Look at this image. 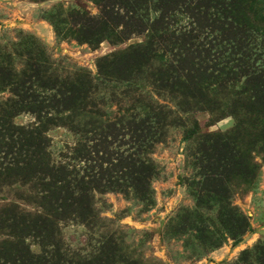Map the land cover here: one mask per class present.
Segmentation results:
<instances>
[{
    "label": "rangeland",
    "instance_id": "rangeland-1",
    "mask_svg": "<svg viewBox=\"0 0 264 264\" xmlns=\"http://www.w3.org/2000/svg\"><path fill=\"white\" fill-rule=\"evenodd\" d=\"M133 3L0 0V264H264V0Z\"/></svg>",
    "mask_w": 264,
    "mask_h": 264
},
{
    "label": "trees",
    "instance_id": "trees-1",
    "mask_svg": "<svg viewBox=\"0 0 264 264\" xmlns=\"http://www.w3.org/2000/svg\"><path fill=\"white\" fill-rule=\"evenodd\" d=\"M146 1L147 0H134V3L132 4V6L129 8L128 11H129L130 16H131L130 17V20L131 21L136 20V19L139 20L140 23L139 24L137 23L138 26H139V29L141 28V30H146V33L149 34V28L147 26H145V24L143 23V19L145 18V16H143V13H140L139 12V10L141 9V8H139L140 6H137L136 7V5H135V4H139V3H146ZM231 3H232V5H234V2L231 1ZM141 6H143V5H141ZM207 6L209 7V6H212V5L207 4ZM227 7H228V4H227ZM228 8H224V12H222L221 10L215 8V12H212L210 14L213 15L214 17H219L221 19H225V20L227 19V20H229V19L233 18L232 17V14H231V11H233V9L232 8H229L228 9ZM107 12L111 14L113 11L112 10H108ZM137 24H133V25H137ZM131 25H132V23H131ZM242 53H243V58H242V60H243L244 57H247V51L246 52H242ZM220 74H224V71L222 73H220ZM222 83H223V80H222ZM227 91H228L227 92L228 95H233V94L234 95H237L236 91L233 89V86H230ZM38 110H39V107H38ZM231 113L232 114H236L235 111L234 112L231 111ZM46 147H47V145L45 146V149H44V146L42 147V144H38V145H33V144L31 145L30 144V145H28V147H27L28 150H26V151H33V152L29 153L30 155H34V154H37V153L39 154V152H41V154H42V160H41V162H43L42 163L43 166H42V168L39 169V172L42 173L44 179H46L48 177L51 180H53V178H51V175H53L54 165L52 166L50 164L51 161H50V158H49V153L46 150ZM39 149H40V151H39ZM14 154L17 155L16 158H14L12 160L13 162L12 161H9V164L12 165V169H14L15 167L22 166V165L31 166L30 163H31V160H33V158H30V161H29V159H28V161L26 159L27 155H29V154H26V157L24 156V154L19 153V152H14ZM50 169L52 171H50ZM70 175H71L70 173H66L65 176H62V178L59 179V180H57L56 183L60 182V184L63 186V181L64 180H67L70 177ZM67 186L69 188L71 187L69 182H68ZM247 226H248V223L245 221L243 229H246ZM255 248H256V253H258V252L259 253H263V250L261 249L260 246H259V248L258 247H255ZM255 248H254V250H255Z\"/></svg>",
    "mask_w": 264,
    "mask_h": 264
},
{
    "label": "crops",
    "instance_id": "crops-1",
    "mask_svg": "<svg viewBox=\"0 0 264 264\" xmlns=\"http://www.w3.org/2000/svg\"><path fill=\"white\" fill-rule=\"evenodd\" d=\"M253 208V212L256 214V216L254 217V225L256 228L245 235L244 239L241 242L243 243V246H247L250 240L254 241L258 237L264 236V207L263 205L258 204L257 206L255 205V203H253Z\"/></svg>",
    "mask_w": 264,
    "mask_h": 264
},
{
    "label": "bare ground",
    "instance_id": "bare-ground-1",
    "mask_svg": "<svg viewBox=\"0 0 264 264\" xmlns=\"http://www.w3.org/2000/svg\"><path fill=\"white\" fill-rule=\"evenodd\" d=\"M102 45V44H101ZM96 52V51H95Z\"/></svg>",
    "mask_w": 264,
    "mask_h": 264
}]
</instances>
